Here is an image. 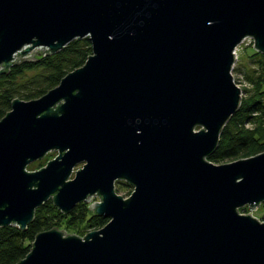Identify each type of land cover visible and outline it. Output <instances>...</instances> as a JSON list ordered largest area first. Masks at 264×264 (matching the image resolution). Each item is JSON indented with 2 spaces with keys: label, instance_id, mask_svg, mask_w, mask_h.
<instances>
[{
  "label": "water",
  "instance_id": "95a60500",
  "mask_svg": "<svg viewBox=\"0 0 264 264\" xmlns=\"http://www.w3.org/2000/svg\"><path fill=\"white\" fill-rule=\"evenodd\" d=\"M85 36L82 66L0 119V227L93 195L108 222L43 230L16 264H264V222L239 212L264 202V152L207 160L241 101L234 50L264 54V0H0V72Z\"/></svg>",
  "mask_w": 264,
  "mask_h": 264
},
{
  "label": "trees",
  "instance_id": "16d2710c",
  "mask_svg": "<svg viewBox=\"0 0 264 264\" xmlns=\"http://www.w3.org/2000/svg\"><path fill=\"white\" fill-rule=\"evenodd\" d=\"M251 52V60L256 65L249 80L253 89L247 98L241 99L239 108L222 128L217 146L207 156V160L215 164L264 152V54L252 48ZM91 53V41L85 36L71 40L56 53L35 60H21L3 68L0 72V119L10 110L13 99L30 100L42 96L58 85L67 73L82 66ZM42 166L40 163L38 168ZM125 182L126 186L133 187ZM260 220L264 222V212ZM107 222L108 218L94 214L86 201L77 203L65 214L49 198L35 208L34 219L24 231L12 224L0 227V264H16L24 258L36 234L43 230L55 227L83 236L89 228L103 227Z\"/></svg>",
  "mask_w": 264,
  "mask_h": 264
},
{
  "label": "rangeland",
  "instance_id": "374dc122",
  "mask_svg": "<svg viewBox=\"0 0 264 264\" xmlns=\"http://www.w3.org/2000/svg\"><path fill=\"white\" fill-rule=\"evenodd\" d=\"M251 48L253 49V39L251 37H246L243 39V41L234 50L235 62L233 64L231 74H232L234 83L241 89V99L247 98L253 89L252 84L249 80L254 75V72H252V70L256 69V65L253 64V60H251V57H250V55H252L251 54L252 53ZM28 56H29V54H28ZM195 130H198V127H196ZM56 154H57L56 150L49 151L42 158H39V159L29 163L26 166V169L29 171L39 169L38 166L40 163H42L44 166L46 164V162L48 160L52 159L53 157H55ZM251 156H253V155H251ZM240 158H246V157H239V158H236L234 160H237ZM234 160H226L223 163L231 162ZM84 163H85L84 161L79 162L73 167L72 172L69 176V179H72L74 177V172L77 169L82 168ZM124 183H126L124 180H116L115 181V191L117 194L121 195L123 198H127L130 195L133 187L126 186ZM99 200H100L99 196L93 195V196H91V199L89 200V202H87V204L89 205L90 202L99 201ZM242 208H243V210L239 209L240 213L250 214L251 216L257 218L258 220H260V218L264 212V204L263 205L259 204L255 209H250L247 205L243 206ZM101 227L89 228L87 230V232H89L91 230L100 229ZM65 232L67 234H77V233H70L67 231H65ZM77 235H79V234H77ZM83 236H81V237H83Z\"/></svg>",
  "mask_w": 264,
  "mask_h": 264
}]
</instances>
